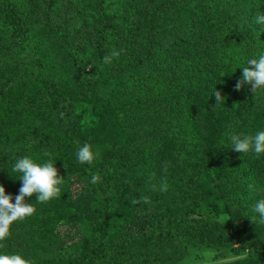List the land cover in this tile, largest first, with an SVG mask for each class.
<instances>
[{
    "label": "trees",
    "instance_id": "obj_1",
    "mask_svg": "<svg viewBox=\"0 0 264 264\" xmlns=\"http://www.w3.org/2000/svg\"><path fill=\"white\" fill-rule=\"evenodd\" d=\"M83 4L97 16L86 47L48 25L67 0H0V183L18 194L9 172L24 155L56 160L64 178L58 198H25L34 214L0 252L30 264H201L211 249L210 262L226 260L215 264H264V223L252 218L264 154L220 145L264 130V91L235 88L264 54V0ZM127 7L136 17L122 32ZM85 143L92 165L75 159Z\"/></svg>",
    "mask_w": 264,
    "mask_h": 264
},
{
    "label": "clouds",
    "instance_id": "obj_2",
    "mask_svg": "<svg viewBox=\"0 0 264 264\" xmlns=\"http://www.w3.org/2000/svg\"><path fill=\"white\" fill-rule=\"evenodd\" d=\"M256 22L264 24V14L256 17ZM112 57L118 55L112 52ZM105 62H110L111 57H104ZM245 84H250L252 91H264V54L250 57L243 66L242 75L238 79L235 88L240 90ZM215 96L217 103L223 97L220 91L216 90ZM223 147L231 148L244 155L253 153L257 157L264 154V130L256 132L254 135L244 133H233L226 136ZM96 151L93 146L85 143L75 153V159L80 164L92 165L96 159ZM56 160L39 161L32 156L24 155L16 158L11 166L10 175L21 181L18 194L13 198L12 194L6 193L5 187L0 183V242L5 241L10 235V226L17 221L34 214L32 204L25 202L26 197L36 194V200L46 203L56 199L61 195L64 178L58 174L54 166ZM100 177L92 174L89 183L95 185L100 181ZM253 220L264 223V199L255 202ZM216 252L209 249L201 254V264H209L216 258ZM0 264H30V261L22 254L11 252H0Z\"/></svg>",
    "mask_w": 264,
    "mask_h": 264
},
{
    "label": "rangeland",
    "instance_id": "obj_3",
    "mask_svg": "<svg viewBox=\"0 0 264 264\" xmlns=\"http://www.w3.org/2000/svg\"><path fill=\"white\" fill-rule=\"evenodd\" d=\"M22 4H24L26 7L29 5L32 0H19ZM114 0H108V3H112ZM84 2H87V0H67L68 6V13L67 16H61L62 8L58 7L55 16L52 15L48 19V25H54V27L59 26H66L68 36L73 37L75 40H80L83 46H87L88 42L86 41L85 34L92 31L94 29V26L97 21V16H92V11H89L85 8ZM129 7V2H128ZM128 7L122 8L121 10V19H123V23L121 26L122 32L123 30H126L132 25V21L135 20L136 16L130 15L128 11ZM256 10L253 8V11ZM172 9L167 10L164 14V18L171 16ZM36 18H40V16H35ZM40 20V19H39ZM37 20V23L38 21ZM39 24V23H38ZM42 26V23L40 24ZM119 30L115 32L116 36L119 35ZM119 38H116V41H119ZM83 41V42H82ZM86 42V43H85ZM55 46L52 44L48 45V49L52 50ZM58 170V167L55 166ZM218 220L225 222L227 220V216L225 215H218L216 217ZM237 257L228 258L227 260H231ZM222 261H215V262H209V264H215L220 263Z\"/></svg>",
    "mask_w": 264,
    "mask_h": 264
}]
</instances>
